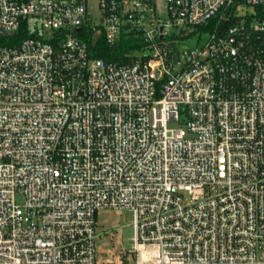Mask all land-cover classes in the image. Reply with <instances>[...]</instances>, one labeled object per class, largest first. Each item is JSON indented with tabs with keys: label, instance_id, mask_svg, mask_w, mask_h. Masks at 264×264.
Segmentation results:
<instances>
[{
	"label": "built area",
	"instance_id": "2783aa9c",
	"mask_svg": "<svg viewBox=\"0 0 264 264\" xmlns=\"http://www.w3.org/2000/svg\"><path fill=\"white\" fill-rule=\"evenodd\" d=\"M258 6L0 0V31L30 33L0 45V264H264ZM213 19L202 46L169 48ZM131 32L126 62L91 57ZM103 209L134 214L122 259L99 257Z\"/></svg>",
	"mask_w": 264,
	"mask_h": 264
},
{
	"label": "rangeland",
	"instance_id": "374dc122",
	"mask_svg": "<svg viewBox=\"0 0 264 264\" xmlns=\"http://www.w3.org/2000/svg\"><path fill=\"white\" fill-rule=\"evenodd\" d=\"M187 31L182 34V31ZM203 28H172L167 39L168 46L175 52L184 54L185 50L200 47L207 39ZM16 34V33H14ZM14 35H1L0 45L14 41ZM176 127L175 124H171ZM134 214L132 211L103 209L97 213L98 250L101 259H122L132 248L131 237L134 233ZM106 253V254H104Z\"/></svg>",
	"mask_w": 264,
	"mask_h": 264
},
{
	"label": "trees",
	"instance_id": "16d2710c",
	"mask_svg": "<svg viewBox=\"0 0 264 264\" xmlns=\"http://www.w3.org/2000/svg\"><path fill=\"white\" fill-rule=\"evenodd\" d=\"M256 16L260 20H264V6L256 7ZM232 22L224 24L223 26H230ZM215 20H211L207 25L202 28L204 31H211L214 28ZM83 34H86L84 36ZM14 41L7 45H16L21 40L26 37H30V33L26 23L22 24L18 33L13 34ZM79 35L84 39L90 38V33L86 31H80ZM1 36V35H0ZM144 48V44L142 43V39L135 32H131L130 34L124 36L120 43L116 45H110L106 42V40L102 37L95 45L89 46L90 55L93 58H101L106 61H115V62H126L128 60V55L137 51L142 50Z\"/></svg>",
	"mask_w": 264,
	"mask_h": 264
},
{
	"label": "water",
	"instance_id": "95a60500",
	"mask_svg": "<svg viewBox=\"0 0 264 264\" xmlns=\"http://www.w3.org/2000/svg\"><path fill=\"white\" fill-rule=\"evenodd\" d=\"M4 34H8V33L7 32H4V31H0V35H4ZM175 59L177 60L178 59V56H176Z\"/></svg>",
	"mask_w": 264,
	"mask_h": 264
}]
</instances>
